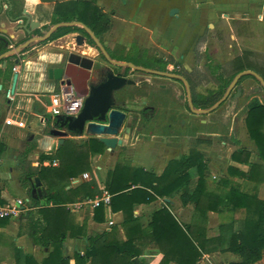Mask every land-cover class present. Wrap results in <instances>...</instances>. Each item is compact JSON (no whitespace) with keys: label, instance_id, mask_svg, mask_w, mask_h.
I'll return each mask as SVG.
<instances>
[{"label":"trees","instance_id":"1","mask_svg":"<svg viewBox=\"0 0 264 264\" xmlns=\"http://www.w3.org/2000/svg\"><path fill=\"white\" fill-rule=\"evenodd\" d=\"M4 1V0H2ZM12 7L5 10L10 20L15 21L21 13L13 11V1L8 0ZM52 3L51 20L41 28L43 32L36 29L33 33L39 34L41 40L29 42L27 47L36 44H45L58 39L69 33H82L88 37V43L98 47L100 36L107 33L111 27V15L95 3L94 0H43ZM1 11V8H0ZM55 28L51 30L53 27ZM93 34V36L87 31ZM51 30L48 37L43 38ZM202 38H198L197 43ZM5 37L0 36V54L6 51ZM98 42V43H97ZM27 47L25 49H27ZM101 50V48H100ZM24 51V49H23ZM108 57L118 61H129L143 68H153L152 62L146 54H138L139 59H131L121 56L117 52L108 51ZM102 52V50H101ZM197 48L194 47V59L196 66L187 71L172 55L166 59L160 57L159 69L166 68L167 64L173 66V72L182 76L188 86L187 108L191 103L194 109L207 110L218 102L225 94L233 78L243 71H255L264 80V71L252 64L249 56L242 54L234 57L230 63L231 72L229 77L219 83L216 89L209 90L202 94L198 91L199 86L208 79L203 71L199 70L197 59ZM104 56V53L102 52ZM7 55L0 58L9 59ZM140 60V61H139ZM11 62H7L4 68L0 67V76L4 80H10L12 76ZM128 66H119L118 75H126ZM247 77L256 78L252 72L244 73L237 81ZM181 81V79L177 78ZM245 125L249 137L254 141L259 157L264 160V102L258 98H251L246 105ZM71 135L76 133L71 132ZM195 146L208 139H193ZM190 149L187 155L179 159L170 160L163 172L157 176L153 171L144 170L127 162L123 156L125 147L121 146L118 160L112 170L109 171L105 189L110 196V207L112 211H123V222L121 224L125 239L116 237V227H111L95 236H87L88 242L83 255L75 253V264H84L88 259L94 264H137L135 259L140 260L141 245L144 241L153 242L158 247L163 257L159 264H168L175 261L177 264H196L203 253L216 248L219 251L231 252L239 256L238 261L229 264H249L261 258L264 249V200L250 195L240 189L238 185H230L224 194H217L207 189V181L203 172L205 165L202 154L196 147ZM105 146L97 137H87L85 140L77 141L65 138L62 144L53 154H43L42 159L50 162L57 161V165L41 166L35 172L28 174H38L39 178L47 184L46 201L51 205L44 206L38 211L42 215L43 223L35 228L34 237L43 246L52 247L48 257L43 259L41 264H69V258L61 252L63 240L69 231L70 236L84 235L83 228L74 226L71 213L66 207L67 203L101 195L93 178L83 183L65 189L66 182L79 174L90 169V153H103ZM249 152L245 149L236 150L231 154L232 160L240 162L248 161ZM244 157V158H243ZM196 168L197 182L191 193L187 188L189 181V168ZM230 173L237 169L228 166ZM247 179H257L258 183L264 181V170L259 163H250L247 173L239 172ZM32 181V180H31ZM60 183L59 187H56ZM227 179L222 180L226 185ZM33 185V181H32ZM180 198L183 203L192 201L197 212L205 214L207 210L220 212L223 207H228L231 213L238 212L241 217L231 220L229 224L219 225V235L213 238H204L199 241L191 233V226L182 227L165 207L154 210L148 225L142 229L139 226L138 218L133 216L132 207L136 203H150L156 196H167L171 192L180 189ZM34 202L36 200H33ZM203 206L207 209L201 210ZM104 204L94 208L93 218L96 221L104 219ZM193 228V227H192ZM194 233L199 235L200 229L194 228ZM32 234V233H31ZM33 235V234H32ZM212 245V246H209ZM26 264H34L28 261ZM141 264V261L138 262Z\"/></svg>","mask_w":264,"mask_h":264},{"label":"crops","instance_id":"2","mask_svg":"<svg viewBox=\"0 0 264 264\" xmlns=\"http://www.w3.org/2000/svg\"><path fill=\"white\" fill-rule=\"evenodd\" d=\"M13 1V11L15 13H21V15L15 20H10L6 15L5 10L12 7L8 0H0V36L5 37V48L6 51L1 56H7L9 51H11V46L16 48L23 47L24 51H22V59L18 60L17 71L13 72L12 67L16 65L17 57L11 56L9 59H5L1 62L0 67L4 68L7 62H11L9 64L11 66L12 76L10 80H4L3 77L0 76V92L4 93V100L0 97V201L3 202H12L15 199H23L26 201L24 208L21 212L13 217L5 218L0 220V262L2 264H26L28 261L34 262V264H41L43 259L48 257V254L52 251V247L43 246L41 243H38L34 237L35 228L40 226V222L43 223L42 215L39 213V209L51 205L46 201L47 196V184L39 178L38 174L30 175L29 172H35L41 166L53 165L52 163L55 161V165H57V161L53 160L50 162L48 159H42L40 156L45 154H53L56 149L59 147L58 141L60 137L49 135V130L51 128H57L55 124V118H51L46 112L45 106L49 101V92L55 89L59 81L50 80L47 77V70L51 67L64 66V52L65 48L63 47L64 43L61 45V48L56 47V43L65 37H70V41L65 46L69 47L72 45L74 47V36L78 32L66 34L58 39L47 42L45 44H36L30 47H27L29 42H32L34 38H39V34H34L36 29H39L40 32H43L41 28L44 24H48L51 20V12H52V3L43 1V0H11ZM55 1H65V0H55ZM97 5H99L100 0H94ZM156 3L150 2L149 0H142V3L138 6V8L133 10L130 6L119 12V14L125 13L128 16H137L139 13L144 11L146 8L153 7ZM100 6V5H99ZM101 7V6H100ZM102 8V7H101ZM103 9V8H102ZM175 9V8H173ZM177 10V9H176ZM24 11H27L31 18L39 23V25L32 29L28 34L23 28L22 25L25 23V18H23ZM103 11L107 12L103 9ZM169 9V15L170 14ZM111 17L114 15L113 11ZM108 12V13H110ZM175 14H172L174 16ZM111 29V27H110ZM109 29V31H110ZM108 31V32H109ZM107 32V33H108ZM105 33V34H107ZM103 34V35H105ZM100 36V38L103 37ZM39 41V40H38ZM198 41V40H197ZM35 42V41H33ZM84 43H86L84 41ZM197 43V42H196ZM69 44V45H68ZM99 45V43H98ZM27 47V49H25ZM60 47V46H59ZM100 45L96 48H99ZM122 50L123 46H118ZM195 47V46H194ZM89 48V47H88ZM96 48L94 50H96ZM30 50H35L33 56H25ZM108 51H115L117 54L127 57L124 55L123 51H118L115 48L107 49ZM83 56H86L87 53L82 50ZM101 52V50H100ZM147 54L148 50L145 49H137L136 54ZM70 54V53H69ZM68 54V55H69ZM102 54V52L100 53ZM108 55V53H107ZM171 55V54H170ZM3 56V57H4ZM139 56V55H138ZM148 56V55H146ZM173 56V55H172ZM105 57V56H104ZM174 57V56H173ZM2 58V57H1ZM106 58V57H105ZM109 58V57H108ZM129 58V57H128ZM107 59V58H106ZM132 59V58H131ZM149 59V58H148ZM174 59L178 61L175 57ZM113 61L125 63L121 66H128V64L135 63L129 61H118L115 59H111ZM151 60V59H150ZM153 60V59H152ZM107 61H109L107 59ZM110 62V61H109ZM179 62V61H178ZM195 62V59H194ZM180 63V62H179ZM96 65V62H94ZM113 66H116L118 69L120 65H116L110 62ZM181 64V63H180ZM153 68H148L155 71H166V69H159L155 63L152 62ZM182 65V64H181ZM183 66V65H182ZM196 64L194 65V67ZM129 67V66H128ZM137 67L143 68L141 65H137ZM184 67V66H183ZM193 67V68H194ZM185 68V67H184ZM191 69H186L187 71H191ZM116 70V69H115ZM129 73H132L133 70L140 71L146 73L147 71L133 69L129 67ZM14 73H16L17 81L15 90L11 92V84ZM76 73V72H75ZM134 73V72H133ZM132 73V74H133ZM137 73V72H136ZM149 73V72H148ZM113 74H115L113 72ZM131 74V75H132ZM152 74V73H151ZM124 76L126 78V82L122 87L117 90L112 91V97L114 98V106L116 108L122 109L125 112L128 111L127 108H132L133 105L126 102L123 104L121 99L118 97L117 93L125 86L131 85H139V83L144 82V79L134 82L130 79V76ZM178 75V74H176ZM159 76V75H158ZM162 77V76H161ZM167 78V77H163ZM169 80H173L176 82L177 78H167ZM52 89H51V86ZM160 88L164 89L167 87V84L159 85ZM167 98V103L170 105V101H172L171 93L169 92ZM1 94V93H0ZM175 97V93L173 94ZM234 96V95H233ZM181 98L182 95H179ZM229 97V95H228ZM227 97V98H228ZM44 98H47L45 100ZM226 98V99H227ZM146 99V98H144ZM226 99L221 103L223 104ZM264 102V101H261ZM220 104V105H221ZM218 107V106H217ZM166 113L167 117H170V107L168 106ZM191 111V110H190ZM213 111V110H212ZM209 111V112H212ZM147 115L144 116L143 113ZM192 112V111H191ZM208 112V113H209ZM194 113V112H193ZM142 118L150 119L154 115V110L150 108L141 109ZM246 116V114H245ZM11 118L14 123L6 124L5 120ZM66 118V117H61ZM133 117L129 116L127 113V119L124 124V128L128 127L130 129L129 132L123 129L120 137L124 138L123 144L121 146L125 147L123 156L127 162L130 160V164L142 167L144 170L153 171L155 175L159 176L167 163L170 160L179 159L181 156L187 155L190 149L194 148L195 142L193 139L196 138H204L208 139L209 142L203 141L198 143L195 147L203 156V163L205 165L204 168V178L207 181L215 180L218 185H223L222 180L227 179L228 182L225 186L229 188L230 185H238L241 190L247 192L250 195H254L259 199L264 200V181L258 183L257 179H247L242 177L239 172L247 173L249 171L250 163H259L262 165L264 170V160H262L256 149V145L254 141L249 137L247 128V135L250 139L251 144L254 146V151L250 150V147H244L240 145L239 140H222V145L226 143L234 146L232 150L227 155V158L220 153H211L209 148L212 147L215 140V133H210L205 137H193L188 141L189 150L187 152L186 141H184V147H182V136L177 135V133H173L172 131H168L169 133L165 135L159 136L160 138L169 139L168 143L170 144L165 149H163L164 154H168L169 160L162 165H157V159H153L154 150L151 149L147 144H142V140L138 138H133L135 136L136 127L132 125L131 122ZM22 121L23 125H19L18 122ZM128 121V123H127ZM170 128V126H169ZM172 129L174 127H171ZM170 128V129H171ZM132 137L130 139V135ZM84 135V134H83ZM137 135H143L140 131ZM82 137V135H71L63 137L71 138L77 141L85 140L86 138H74ZM152 139L156 135H151ZM88 137V136H87ZM62 144V143H61ZM229 145V146H231ZM121 146H117L114 150L107 149L105 147L104 152L99 153H90V169L86 172L79 174L77 177L71 178L66 182L65 189L70 187H75L76 185L83 183L85 181L90 180L91 178L97 184V187L102 192L108 191L105 189V184L108 180L109 171L112 170L115 166V163L118 160L119 152ZM142 147V150H138V147ZM146 147V148H145ZM207 148V149H206ZM240 149H245L249 152L248 161L240 162L238 160H232L231 154ZM205 151H208L206 154ZM183 151V152H181ZM251 151V152H250ZM181 153H183L181 155ZM244 158V157H243ZM163 163V158H161L160 163ZM225 163V168L220 172V165ZM53 165V166H55ZM228 166L235 167L237 171L230 173L228 171ZM192 169L196 171V168H189L186 171L189 173V181L187 183V188L189 193H191L196 185L197 177L195 179V183L193 187H190L191 179H192ZM86 173L87 177L84 178L82 174ZM34 177H38L41 186L46 190V193H42L41 196H37L36 198H32L30 196V190L32 186V181ZM242 182L244 183H252V186L247 190L243 189L240 185ZM61 184L58 183L55 185L59 187ZM247 186V185H246ZM258 186V187H257ZM209 190V189H208ZM228 190V189H227ZM212 191V190H210ZM181 188L171 192L167 196H156L154 200L150 203H136L132 207L133 216L138 218L139 226L144 229L149 221L151 220V215L154 210H158L162 207L168 209L171 215L176 219V221L182 226H191V233L198 237L199 241H203L204 238H213L219 235L218 231V222L223 219L222 212L229 209L228 207H224L220 212L207 210L205 214L195 211L194 203L192 201H187L185 203L182 202L180 198ZM220 194V193H219ZM100 195V196H101ZM111 196V195H110ZM97 197V196H96ZM95 198V197H94ZM33 200H36L35 202ZM90 200L87 198L86 200L77 199L76 201L70 202L66 204L69 212L72 214L71 219L74 226L83 228L85 231L84 235L70 236L69 231H67L66 236L63 240L61 252L64 256L69 258V264H75V253H79L83 255L87 248V236H95L97 234H101L105 231H109L111 227H116V237L125 239V233L121 226L123 222V211H112L109 204H104V219L102 221H96L93 218L94 208H91L90 205L86 202ZM193 205V208H192ZM172 208V209H171ZM191 209H194V213H191ZM207 209L206 206H203L201 210ZM225 209V210H224ZM212 217H216V220H213L210 223L209 219ZM181 219H184L182 222ZM205 219L204 225L199 223V221ZM205 225L207 228V232L205 231ZM220 225V224H219ZM193 227V228H192ZM209 227H212L209 229ZM194 228H199L200 233L197 235L194 233ZM33 235H32V234ZM145 244L140 247L141 255L140 260L141 264H159L161 261L163 254L157 249V247L153 244V242L144 241ZM212 246V245H209ZM216 248L218 250H216ZM215 249L211 248L210 251L203 253L201 259L196 264H229L232 261H238L239 256L231 253V252H221L219 251V247L217 246ZM263 252V251H262ZM262 256V255H261ZM138 261V259H137ZM138 261V262H139ZM84 264H94L91 262V259H88ZM168 264H177L175 261H170ZM250 264V263H249ZM254 264H264V259L262 257L257 260Z\"/></svg>","mask_w":264,"mask_h":264},{"label":"rangeland","instance_id":"3","mask_svg":"<svg viewBox=\"0 0 264 264\" xmlns=\"http://www.w3.org/2000/svg\"><path fill=\"white\" fill-rule=\"evenodd\" d=\"M149 1L156 4L146 8L137 16L130 17L125 13L119 14L120 10L123 11L130 6L136 11L142 0H100L99 5L107 12L113 11L114 15L111 17V29L100 38L99 45L109 50L113 48L118 51L121 50L124 55L132 59H139L136 50L143 48L148 50L147 58L153 59L156 65L160 64V57L166 59L171 54L186 69H191L195 65L194 46L196 45L199 70L203 71L208 79L198 88L202 94L216 89L221 81L229 77L230 63L238 55L249 56L252 64L264 71V0ZM173 8L177 9L174 16L169 15V9ZM82 35L86 43L81 46L77 45L74 40V47L69 44V47H66L67 43L65 42L70 41V37H65L56 43L58 48H61L64 43V60L69 53L82 55L81 51L84 50L87 53L86 57L97 59L95 66H98L100 71L105 74L114 72L113 65L102 54L98 56V53H101L99 48L90 45L88 37ZM198 38L202 39L196 43ZM118 46H123L124 49L122 50ZM95 48L96 50H94ZM34 51L30 50L25 56H33ZM165 69L167 72L173 73L171 64H167ZM253 72L257 74V72ZM130 79L134 82L141 79L145 81L139 85L129 84L123 87L117 95L123 104L129 101L133 105L132 108H127L128 115L132 116L134 120L131 123L136 127L133 138L142 140V144L145 142L154 150L152 155L153 159H157L156 166L169 160L170 155L163 153V149L170 145L169 139H162L159 136L168 134V131L172 130L173 133L182 136V147L186 141L187 152L190 138L205 137L210 133L216 134L213 137L215 142L209 148L211 153H220L227 158L234 146L228 143L222 145L221 141L233 139L239 140L241 147H250V150L254 151V146L246 132L244 118L246 105L251 98L256 97L260 101H264V87L257 77L242 79L239 85H235L230 90L226 101L209 113L205 111L193 113L190 108H187V88L186 83L182 80L173 82V80L148 72H134ZM161 84H167V87L162 89L159 86ZM237 89L241 93L234 97ZM169 92H172L171 97L173 99L170 101V105H168L166 98L168 94L170 95ZM0 93V97L4 100V93L2 91ZM174 93L175 97L173 96ZM179 95L182 97L180 98ZM44 99L47 100V98ZM168 106L170 107V117L166 116V113L169 114ZM143 108L153 109V117L149 120L142 118L141 109ZM169 126L174 128L170 129ZM139 131L143 135H137ZM151 135L156 136L152 139ZM131 137L132 134L130 139ZM74 138H87V136H75ZM138 150H142V147H138ZM204 152L208 153L205 150ZM161 158H163V163H160ZM128 161L130 162V160ZM224 168L225 163H222L219 168L220 172ZM191 173L190 187H193L197 171L192 169ZM240 185L243 189L248 190L252 183L242 182ZM207 189L217 194H224L228 187L218 185L215 180L208 179ZM191 213H194V209H191ZM222 214L223 219L220 221L219 218L218 222L217 229L219 232V224H229L232 219L241 217L240 213H231L229 209ZM215 218L209 219L210 223L216 220ZM183 220L181 219L182 222H184ZM204 220L199 221V223L204 225ZM211 228L209 227V229ZM204 229L207 232L206 225ZM216 250L218 249L216 248ZM261 257L264 259V249Z\"/></svg>","mask_w":264,"mask_h":264},{"label":"water","instance_id":"4","mask_svg":"<svg viewBox=\"0 0 264 264\" xmlns=\"http://www.w3.org/2000/svg\"><path fill=\"white\" fill-rule=\"evenodd\" d=\"M23 18H25V23L22 25V28L29 34L30 31L34 28H36L39 23L31 18V15L24 11ZM55 26L51 29L53 30ZM89 32V29L86 28ZM51 30L44 35L43 38H46L49 36ZM92 36L93 34L89 32ZM42 37L34 38L33 41L41 40ZM75 43L79 46L84 44V36L80 33L75 34L74 36ZM98 43V42H97ZM102 52L104 53V56L112 63L116 65H124L125 63L117 62L110 60L108 58L107 53L104 51V48L100 47ZM20 51H23V47H19ZM7 55L13 56L10 54V51ZM76 54H71V56L68 59V63L66 66H58V67H51L47 70V77L50 80L54 81H66L68 84H72L76 94L79 97H83V104L80 112L76 116H69L66 118L61 117H55V124L58 127L57 128H51L49 130V135L51 136H57L60 137L58 144H61L63 142L62 138L68 136L71 132L76 133L77 135H85L88 137H97L100 142L104 144V146L107 149L114 150L117 146H121L123 144L124 138L120 137V134L122 133L123 129L127 132L130 131L128 127L124 128V124L127 119V112H125L122 109L116 108L114 106V98L112 97V91L117 90L124 83L126 82V78L123 75L113 74V72H107L104 81L99 84L97 87L88 88L87 87V78L84 77L81 87L82 90H79L72 81V74L71 70L76 67V63L73 62L72 56H75ZM4 56V55H3ZM1 56V57H3ZM0 57V58H1ZM130 68L138 69V70H144L145 68H140L137 66H134L133 64H128ZM72 68V69H71ZM147 72L155 74V75H162L164 73L160 71H155L151 69H145ZM74 72V71H73ZM76 72V71H75ZM247 72H252L255 77H257L263 87H264V81L263 79L253 71H243L238 73L231 83L229 84L225 94L223 97L216 102L212 107H210L207 110H201V109H194L189 103V108L194 113H200V112H209L214 110L217 106H219L229 95L230 90L236 85L238 79ZM168 75V74H167ZM17 74L14 73L12 78V84H11V92L13 93L16 86L17 81ZM169 77H176L181 79L185 82V79L180 75L175 74H169ZM186 83V82H185ZM187 93H189L188 86L186 84ZM241 92L239 89H237L236 93L234 94V97L239 95ZM33 185L31 186L30 190V196L32 198H36L37 196H41L42 193H46V190L41 186V182L38 177H34ZM135 261L138 264L137 259Z\"/></svg>","mask_w":264,"mask_h":264},{"label":"built area","instance_id":"5","mask_svg":"<svg viewBox=\"0 0 264 264\" xmlns=\"http://www.w3.org/2000/svg\"><path fill=\"white\" fill-rule=\"evenodd\" d=\"M24 53V52H23ZM22 51L20 49L11 46L10 54L17 57L16 65L12 67V71H17V62L22 59ZM83 104V97H79L76 94V91L72 84L66 83V81H59L58 86L49 92V101L45 106L46 112L51 118L55 117H69V116H76ZM6 124L14 123L11 118L5 120ZM19 125H23L22 121L18 122ZM0 164H1V157H0ZM55 165V161L52 163ZM84 178L87 177V174H82ZM86 200V199H85ZM91 208H95L102 204H109L110 203V194L104 192L103 195L97 196L93 199L86 201ZM26 201L23 199H15L12 202H3L0 201V220L5 218H10L13 216L18 215L21 210L24 208ZM0 264H2L0 262Z\"/></svg>","mask_w":264,"mask_h":264},{"label":"flooded vegetation","instance_id":"6","mask_svg":"<svg viewBox=\"0 0 264 264\" xmlns=\"http://www.w3.org/2000/svg\"><path fill=\"white\" fill-rule=\"evenodd\" d=\"M71 54H75V53H70L67 56V58L64 60V66H66V64L68 63V59L71 56ZM99 55H100V53H98V56ZM162 59H164V57H162ZM72 60L74 63H76L75 64L76 67H74L73 69L71 68L72 69L71 70L72 71L71 72L72 81H73L74 85L79 90H82L81 84H82V81H83L85 76L87 78L86 84H87L88 88L97 87L99 84H101L104 81L106 74L104 72L100 71V69L97 68L98 66L96 67L94 64V62H96L97 59H90L89 57L83 56L81 54L80 55L76 54L75 56H72ZM113 67L116 69V70H113L114 73L117 74L119 72V68L117 69L116 66H113ZM120 67H122V66L120 65ZM75 71H76V73H75ZM129 71H131V70L128 69L126 75H124V76L131 75L132 73H129ZM133 72H140V71L133 70ZM160 72H162L164 74L159 75V76L167 77V78H171V76L170 77L168 76L169 74H175L173 72V69H172L173 73H169L165 70L160 71ZM173 78L175 79L176 77H173ZM143 114H144V116L147 115L145 112Z\"/></svg>","mask_w":264,"mask_h":264},{"label":"bare ground","instance_id":"7","mask_svg":"<svg viewBox=\"0 0 264 264\" xmlns=\"http://www.w3.org/2000/svg\"><path fill=\"white\" fill-rule=\"evenodd\" d=\"M176 12H177L176 9H171L170 14L172 15V14H175Z\"/></svg>","mask_w":264,"mask_h":264}]
</instances>
